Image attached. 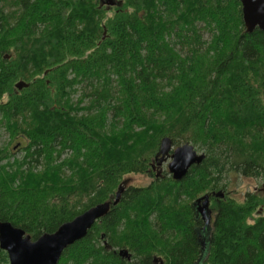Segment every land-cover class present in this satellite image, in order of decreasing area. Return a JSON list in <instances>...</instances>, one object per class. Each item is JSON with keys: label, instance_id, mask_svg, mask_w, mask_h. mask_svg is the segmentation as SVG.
Here are the masks:
<instances>
[{"label": "trees", "instance_id": "1", "mask_svg": "<svg viewBox=\"0 0 264 264\" xmlns=\"http://www.w3.org/2000/svg\"><path fill=\"white\" fill-rule=\"evenodd\" d=\"M107 1L0 0V127L11 138L0 223L35 241L109 204L59 264H153L158 251L164 264H203L196 202L225 190L228 173L264 181V32L246 33L239 0ZM165 139L206 160L180 182L122 187L152 175ZM221 202L205 264H264L262 190L240 207Z\"/></svg>", "mask_w": 264, "mask_h": 264}, {"label": "water", "instance_id": "2", "mask_svg": "<svg viewBox=\"0 0 264 264\" xmlns=\"http://www.w3.org/2000/svg\"><path fill=\"white\" fill-rule=\"evenodd\" d=\"M242 6L243 23L246 33L256 30L264 32V0H239ZM107 5H115L111 0ZM106 34H104V37ZM18 89H22L19 85ZM170 160L169 174L174 181L184 180L193 167L200 166L206 160V155L199 154L191 144H184L174 150L170 139L163 140L156 156L157 167ZM123 190L119 191L120 197ZM264 194V185L262 188ZM209 197L205 196L196 203L204 202L200 213L205 215ZM110 210L109 204L93 207L76 217L73 221L63 224L55 233L44 234L33 241L22 229L13 227L10 223H0V249L9 257V264H59L64 252L75 243L83 240L94 225L105 217ZM205 218V217H204ZM130 259L127 251L120 253Z\"/></svg>", "mask_w": 264, "mask_h": 264}, {"label": "rangeland", "instance_id": "3", "mask_svg": "<svg viewBox=\"0 0 264 264\" xmlns=\"http://www.w3.org/2000/svg\"><path fill=\"white\" fill-rule=\"evenodd\" d=\"M203 35H204V41L209 42L211 39V35L207 32H204ZM209 57H212V56L210 55ZM201 62L207 63L208 61L205 59V57H203L201 59ZM79 97H80V94L73 95L72 96V102L75 103L76 101H78ZM3 100L7 101V97H5ZM10 141H11L10 135L6 132V130L4 128L0 127V149H2V148L7 149ZM20 143H22L23 147L25 146V143H23V141H20ZM192 146L195 147V150L199 154L204 153L206 155V150L202 149L199 146H195V145H192ZM175 149L176 148L174 147V150ZM24 156H25L24 151H19L16 155L13 154V158L11 159V161L12 162H14V160L21 161V159L24 158ZM68 157H69V153H65L63 155L62 159H66ZM170 162H171L170 160L164 162L160 167L157 168V170L153 171L152 175L151 174H137V175H130V176L125 177V179L122 182L123 183L122 187H124V188H127V187L128 188H135V189L147 188V187L151 186L152 183L155 181V178H156L158 172L162 176L164 175V176H168V177L170 176L171 177V175L169 174V171H168V165ZM223 178H224L223 184H226V186L228 187L227 192H228V198L230 199V202L234 201L235 205H238L239 207L245 203V198H246L247 194L260 191L263 184H264V181H262V180L242 178L235 173H228V174L224 175ZM199 196H201V194ZM188 200H189V198L184 199V201H185L183 204L184 206H185L186 201L189 202ZM257 214H259V209H257V211L255 210L251 215L248 214V216H246V220H247L248 224L254 223V220L257 218L256 217ZM242 217H240V218L238 217V222H237L238 224H240ZM248 217H250V218H248ZM144 220H145V217L142 216V221H144ZM147 221H149V220L147 219ZM200 228H201V226H200ZM150 240H153V237H151ZM240 240H242V239L240 238ZM240 240H239V238H236L235 243H233V245L235 244L238 246V244H240V242H239ZM226 241L228 242V239H226ZM229 243H231V242H228L225 244H227V246H229L228 245ZM156 245L157 244L153 245V246H155V250H157L159 247ZM233 245H231L232 248H233ZM161 252L162 251H158V252L154 253L157 256V258L159 259L160 263H158V264H164L162 260L166 259L165 255L161 254ZM221 256H222V258H227V256H225V251L221 253Z\"/></svg>", "mask_w": 264, "mask_h": 264}, {"label": "flooded vegetation", "instance_id": "4", "mask_svg": "<svg viewBox=\"0 0 264 264\" xmlns=\"http://www.w3.org/2000/svg\"><path fill=\"white\" fill-rule=\"evenodd\" d=\"M157 168L158 167L156 166L153 167L152 171L157 170ZM158 175H159V172L157 173V176ZM227 188L228 187H226L225 190H222L221 193H219L218 195L214 196L213 200L210 199L209 196H207L209 197V201H208V206L206 208L204 216H202L199 210L200 207H203L204 202H201L200 204L196 203L194 206L195 213H196V223H197V227L194 229V234H195L196 240L199 243V246L202 252V257H203L202 263L203 264L207 263L209 258L211 257L210 246L212 242L214 241L215 233L217 230L216 224H217L218 216H219L218 207L222 205L221 201L225 198L226 195H228ZM214 203H216V206L214 205ZM128 260H131V258ZM158 263H160L159 259L155 257L153 259V264H158Z\"/></svg>", "mask_w": 264, "mask_h": 264}]
</instances>
